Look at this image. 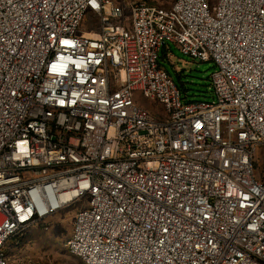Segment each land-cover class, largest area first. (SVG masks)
Returning a JSON list of instances; mask_svg holds the SVG:
<instances>
[{
	"label": "built area",
	"instance_id": "1",
	"mask_svg": "<svg viewBox=\"0 0 264 264\" xmlns=\"http://www.w3.org/2000/svg\"><path fill=\"white\" fill-rule=\"evenodd\" d=\"M129 12L0 0V264L74 205L66 249L84 264H264V0ZM169 44L214 65L211 101L162 69Z\"/></svg>",
	"mask_w": 264,
	"mask_h": 264
},
{
	"label": "rangeland",
	"instance_id": "2",
	"mask_svg": "<svg viewBox=\"0 0 264 264\" xmlns=\"http://www.w3.org/2000/svg\"><path fill=\"white\" fill-rule=\"evenodd\" d=\"M128 17L129 8L135 4L155 5L161 8H170L176 0H115ZM215 5L217 0H207ZM98 24L94 16L88 13L80 28L83 33L97 32ZM160 65L172 80L181 89L187 101L212 100L210 77L215 71L212 63H201L181 53L180 49L169 44L164 49V56ZM137 103H146L151 114H161V107L153 102L144 101L136 94ZM253 169L257 180H264V145L257 148L253 157ZM80 205L63 210L50 219L35 225L25 233L11 239L4 252L7 254L8 264H84L72 256L66 249L70 239L75 214Z\"/></svg>",
	"mask_w": 264,
	"mask_h": 264
},
{
	"label": "trees",
	"instance_id": "3",
	"mask_svg": "<svg viewBox=\"0 0 264 264\" xmlns=\"http://www.w3.org/2000/svg\"><path fill=\"white\" fill-rule=\"evenodd\" d=\"M162 56H164V50H162L161 51V55H160V59L162 58ZM180 89V88H179ZM180 91H181V89H180ZM182 92V91H181ZM183 94V93H182ZM5 255H6V258H7V254H6V252H5ZM7 261H8V259H7Z\"/></svg>",
	"mask_w": 264,
	"mask_h": 264
}]
</instances>
